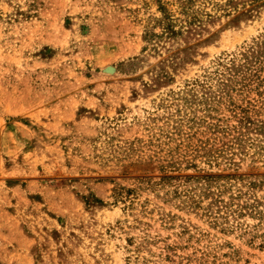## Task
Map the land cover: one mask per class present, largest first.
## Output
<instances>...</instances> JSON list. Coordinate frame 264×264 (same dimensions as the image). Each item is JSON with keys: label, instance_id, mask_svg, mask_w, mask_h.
<instances>
[{"label": "rangeland", "instance_id": "obj_1", "mask_svg": "<svg viewBox=\"0 0 264 264\" xmlns=\"http://www.w3.org/2000/svg\"><path fill=\"white\" fill-rule=\"evenodd\" d=\"M155 1L0 0V264H264V0Z\"/></svg>", "mask_w": 264, "mask_h": 264}, {"label": "trees", "instance_id": "obj_2", "mask_svg": "<svg viewBox=\"0 0 264 264\" xmlns=\"http://www.w3.org/2000/svg\"><path fill=\"white\" fill-rule=\"evenodd\" d=\"M205 3L201 0H156V11L159 16L153 18V22L161 30V34L176 36L183 30L200 20L201 8ZM208 15L207 12H205ZM149 36H158L155 32H150Z\"/></svg>", "mask_w": 264, "mask_h": 264}, {"label": "water", "instance_id": "obj_3", "mask_svg": "<svg viewBox=\"0 0 264 264\" xmlns=\"http://www.w3.org/2000/svg\"><path fill=\"white\" fill-rule=\"evenodd\" d=\"M109 70H111V68Z\"/></svg>", "mask_w": 264, "mask_h": 264}]
</instances>
